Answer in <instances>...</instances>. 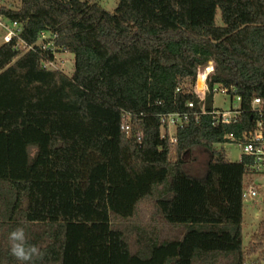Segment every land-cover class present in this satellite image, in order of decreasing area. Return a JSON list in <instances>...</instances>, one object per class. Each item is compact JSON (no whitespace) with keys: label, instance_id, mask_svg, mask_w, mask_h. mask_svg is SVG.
<instances>
[{"label":"trees","instance_id":"1","mask_svg":"<svg viewBox=\"0 0 264 264\" xmlns=\"http://www.w3.org/2000/svg\"><path fill=\"white\" fill-rule=\"evenodd\" d=\"M0 12L24 25L26 41L50 30L74 57L67 76L44 69L46 53L0 49V264H19L8 242L16 227L45 253L35 264L264 260V219L243 246L253 159L213 148L259 121L264 131V105L261 119L253 111L264 99V0H118L114 12L21 0ZM211 60L208 110L217 85L234 88L240 121L216 128L203 116L172 145L161 117L189 111L198 68ZM195 147L211 153L202 178L184 170Z\"/></svg>","mask_w":264,"mask_h":264},{"label":"built area","instance_id":"2","mask_svg":"<svg viewBox=\"0 0 264 264\" xmlns=\"http://www.w3.org/2000/svg\"><path fill=\"white\" fill-rule=\"evenodd\" d=\"M21 7V1L16 0H0V11L17 12ZM24 25L11 20L8 16L0 12V49L10 46L20 58L28 53H46L52 56V59L44 60L43 67L46 70L62 72L57 67V56L68 54L65 47L59 44V37L56 33L45 30L42 31L35 43H30L23 38ZM216 64L213 60L209 61L205 66L199 67L197 78L193 91L194 99L188 103V112L185 114H168L161 117L162 137L169 140L172 145L177 144L176 133L178 130L184 129L191 123L198 125L201 117L209 115L212 118L214 127H224L235 125L240 121L243 114L240 103L241 98L236 95L234 88H227L217 85L213 89V95L220 94L235 99L238 103L237 107H231L229 110L216 109L209 111L207 107V97L210 93L209 83L215 74ZM203 82V89L200 90L198 83ZM264 105V99H256L253 102V111L261 119L263 111L261 106ZM129 117V115H127ZM130 118V117H129ZM128 118V120H129ZM122 129L128 134L131 131L130 125H123ZM234 144L241 152L242 156L251 157L253 164L251 173L245 179V190L243 192L244 206L259 208L264 205V131L263 124L259 121L254 131L245 132L240 138L233 135L226 136L222 143L215 144V151L225 150V145Z\"/></svg>","mask_w":264,"mask_h":264},{"label":"rangeland","instance_id":"3","mask_svg":"<svg viewBox=\"0 0 264 264\" xmlns=\"http://www.w3.org/2000/svg\"><path fill=\"white\" fill-rule=\"evenodd\" d=\"M21 1V0H16ZM90 3H97L109 12H114L118 6V0H85ZM216 22L221 25V14L218 11L216 15ZM57 67L62 72L71 76L74 70V57L72 55L64 54L57 56ZM238 103L235 99L229 96L217 94L214 97V107L216 109L229 110L231 107H237ZM215 150V148H214ZM225 152L227 157L232 162L240 160L241 152L234 144L225 145ZM35 153V149H31V154ZM210 152L202 147L193 148L186 156L185 172L191 176L202 178L205 174L208 158ZM255 213H258L259 217L255 218ZM264 219V205L259 208L245 205L244 210V224H243V246L246 248L251 241L252 235L257 231L261 221ZM248 264H264V260L259 263L258 256H254L250 259Z\"/></svg>","mask_w":264,"mask_h":264},{"label":"clouds","instance_id":"4","mask_svg":"<svg viewBox=\"0 0 264 264\" xmlns=\"http://www.w3.org/2000/svg\"><path fill=\"white\" fill-rule=\"evenodd\" d=\"M9 251L19 264H35L43 260L45 253L41 247L29 242L24 227H16L8 234Z\"/></svg>","mask_w":264,"mask_h":264},{"label":"crops","instance_id":"5","mask_svg":"<svg viewBox=\"0 0 264 264\" xmlns=\"http://www.w3.org/2000/svg\"><path fill=\"white\" fill-rule=\"evenodd\" d=\"M210 160H211V153H210V156H209V158H208L207 166H208V163H209ZM184 168H185V165H184ZM206 170H207V167H206V169H205V173H206ZM204 175H205V174H204ZM258 215H259L258 213H255L254 217H255V218H258V217H259Z\"/></svg>","mask_w":264,"mask_h":264},{"label":"bare ground","instance_id":"6","mask_svg":"<svg viewBox=\"0 0 264 264\" xmlns=\"http://www.w3.org/2000/svg\"><path fill=\"white\" fill-rule=\"evenodd\" d=\"M200 82L202 83V85H203V82L200 80Z\"/></svg>","mask_w":264,"mask_h":264}]
</instances>
